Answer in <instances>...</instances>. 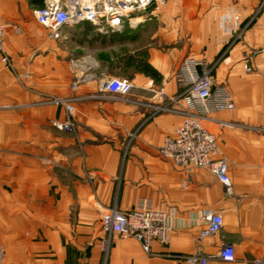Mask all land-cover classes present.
Wrapping results in <instances>:
<instances>
[{
	"label": "crops",
	"instance_id": "1",
	"mask_svg": "<svg viewBox=\"0 0 264 264\" xmlns=\"http://www.w3.org/2000/svg\"><path fill=\"white\" fill-rule=\"evenodd\" d=\"M29 0H0L7 24L0 52V242L2 264H190L232 244L235 260L264 255V0H157L136 28L107 36L73 26L54 39ZM109 35V36H108ZM205 60L235 108L203 120L228 161L232 193L204 168L174 166L159 153L183 121L184 101L158 109L155 93H179L181 62ZM251 67L247 71L245 66ZM134 83L127 95L104 78ZM89 81H86L88 80ZM73 128L55 124L69 119ZM149 200L170 216L167 243L147 253L134 238L109 237L101 208ZM223 217L198 240L203 212Z\"/></svg>",
	"mask_w": 264,
	"mask_h": 264
},
{
	"label": "built area",
	"instance_id": "2",
	"mask_svg": "<svg viewBox=\"0 0 264 264\" xmlns=\"http://www.w3.org/2000/svg\"><path fill=\"white\" fill-rule=\"evenodd\" d=\"M157 0H44L42 6L33 10L35 20L47 28L54 39L62 37L65 26L76 27L83 23L91 24L100 34L123 32L127 27L136 28L154 15L152 6ZM7 24L0 21V52L2 62L9 64L4 45ZM247 71L251 67L245 66ZM181 83L179 93L167 97L160 90L155 93L158 109L184 101L183 121L176 129L175 136L167 137L159 148V153L174 166L183 168H204L214 174L224 184L227 193H232V183L228 175V161L223 156L218 140L203 123L209 115L222 110H232L235 102L230 90L217 84L212 77V67L205 60L188 58L181 62L176 72ZM103 90L118 95H127L134 88L133 81L122 77L104 78ZM66 107L69 119L55 125L69 131L73 128V105L60 100ZM205 227L198 240L215 236L223 226L221 214L206 209L203 212ZM101 225L109 236L134 238L143 249L151 254L155 240L167 243L171 229L170 216L163 209H157L149 200H139L131 210H121L117 205L101 208ZM218 257L223 261L235 260L232 244H223L217 254L207 256L195 254L183 259L190 264H207L209 258ZM5 260V249L0 242V264ZM253 264H264V255L256 258Z\"/></svg>",
	"mask_w": 264,
	"mask_h": 264
},
{
	"label": "trees",
	"instance_id": "3",
	"mask_svg": "<svg viewBox=\"0 0 264 264\" xmlns=\"http://www.w3.org/2000/svg\"><path fill=\"white\" fill-rule=\"evenodd\" d=\"M30 2L32 4H36V5H39V6H42L44 4V0H30ZM76 29L77 30H81V31H86L88 30L89 33H84L85 35H91V36H107L106 34H100L98 32L95 31L94 27L89 24V23H83V24H80L78 26H76ZM114 33H111L110 35H113ZM109 36V35H108Z\"/></svg>",
	"mask_w": 264,
	"mask_h": 264
},
{
	"label": "rangeland",
	"instance_id": "4",
	"mask_svg": "<svg viewBox=\"0 0 264 264\" xmlns=\"http://www.w3.org/2000/svg\"><path fill=\"white\" fill-rule=\"evenodd\" d=\"M29 2H30V0H29ZM30 4H32V3L30 2ZM33 5H34V7H39V5H36V4H33ZM86 81H89V79Z\"/></svg>",
	"mask_w": 264,
	"mask_h": 264
}]
</instances>
